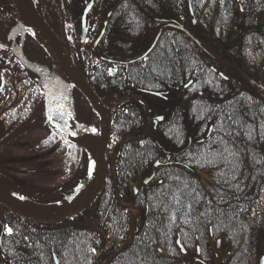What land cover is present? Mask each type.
Returning <instances> with one entry per match:
<instances>
[{
  "label": "trees",
  "instance_id": "16d2710c",
  "mask_svg": "<svg viewBox=\"0 0 264 264\" xmlns=\"http://www.w3.org/2000/svg\"><path fill=\"white\" fill-rule=\"evenodd\" d=\"M106 5L76 67L105 103L117 101L112 170L65 221L0 208V264H264V0ZM36 7L58 31V17L55 27L43 13L57 16L50 0ZM1 15L16 24L10 0ZM25 37L26 50L44 54Z\"/></svg>",
  "mask_w": 264,
  "mask_h": 264
},
{
  "label": "flooded vegetation",
  "instance_id": "af4514ba",
  "mask_svg": "<svg viewBox=\"0 0 264 264\" xmlns=\"http://www.w3.org/2000/svg\"><path fill=\"white\" fill-rule=\"evenodd\" d=\"M104 1H93L89 11L90 13L95 8L93 18L89 16V13L86 16V21L90 26L88 33L93 30L94 24H102V27L105 25L112 6H104ZM100 9L106 12L103 19ZM7 21L5 17L0 19V176L11 181L26 195L28 194L26 196L17 193L18 197L41 205L55 204L64 200L68 192L74 190L87 178V153L65 141L50 128L46 114L44 87L40 84V76L26 68L11 51L10 30L16 24L9 28ZM90 22H92L91 25ZM25 39L23 33L15 35L11 39L12 46L16 50L21 49L23 58L30 65L51 72L53 62L50 56L46 52L39 55L35 53L36 50H26L24 48ZM82 75L87 80L83 73ZM69 89L70 102L66 111L70 113L68 119L76 125L95 129V133H99V115L75 86L71 85ZM92 90L94 91L93 88ZM94 93L102 104L110 109L112 118L117 101L110 106L104 102L103 97L95 91ZM75 96L81 97L83 103L81 107ZM29 120L27 129L37 128L43 133L42 138L35 142V145L17 146L15 144L24 132L7 142H2L15 129ZM72 148L81 150L85 156Z\"/></svg>",
  "mask_w": 264,
  "mask_h": 264
},
{
  "label": "water",
  "instance_id": "95a60500",
  "mask_svg": "<svg viewBox=\"0 0 264 264\" xmlns=\"http://www.w3.org/2000/svg\"><path fill=\"white\" fill-rule=\"evenodd\" d=\"M10 1L17 18V25L11 30L9 36L10 49L26 68L41 77V85L44 87L47 119L50 100L54 96L59 99L61 94L63 99L65 97L68 98V87L70 84H73L87 98L100 117V133L98 136L93 135L89 130L78 129L66 117L60 119L55 112L52 113L53 119L51 121L48 119L52 130L65 141L82 148L87 153L89 163L92 165L91 175H89L87 183L76 191L69 193L66 200L56 204L41 205L21 199L17 196V193L26 194L15 187L8 179L0 176V207L2 209H6L33 223L53 224L76 216L88 208L99 195L106 180L108 167L111 170L113 162L111 161L110 164V158L105 156L111 132V112L109 108L102 104L71 60L66 48L64 19L59 1L52 0L59 17V35L55 34L40 16L35 7V0ZM90 7L91 3L86 7L83 14L80 43H83L86 37L84 16ZM23 31H27L34 36L51 56L53 69L50 73L30 65L22 57L20 50H15L12 46L11 39ZM260 84L264 90V61L260 68ZM63 99H60L61 104L64 101ZM52 106L54 107L55 105ZM28 124L29 121L19 126L2 142L13 139L24 131ZM29 196L34 197L33 195ZM262 260L264 261V257Z\"/></svg>",
  "mask_w": 264,
  "mask_h": 264
},
{
  "label": "rangeland",
  "instance_id": "374dc122",
  "mask_svg": "<svg viewBox=\"0 0 264 264\" xmlns=\"http://www.w3.org/2000/svg\"><path fill=\"white\" fill-rule=\"evenodd\" d=\"M5 1V0H2ZM65 0H60L61 5L63 6ZM92 0H75L72 6H64L63 9V15H64V20H65V25H66V30L68 32V34H70L71 36H67V45L68 48L70 50V53L72 55V59L74 61V63L76 64V66H78L79 64V59L76 56V52L78 51L79 48V37L81 34V19H82V15L84 13L85 7L91 2ZM107 0H105L103 2V5H106ZM101 10V9H100ZM95 8L89 13V16H91V18H93V15L95 13ZM102 12V10H101ZM44 15H47L49 17H51V22L53 23V25L55 27H57V16L54 12L53 9H51L49 11V9L47 10H43ZM103 16L102 19L105 18L106 12H102ZM5 17V15H1L0 19ZM92 24V22H90V25ZM85 26L87 28V34H88V29H89V24L88 22L85 23ZM100 28H102V24H99ZM57 33V30H56ZM93 35V34H91ZM153 35H155V32H153ZM88 36V35H87ZM97 35L92 37V41L95 42ZM69 38H75V41H73V43H71V41H69ZM118 41L123 45V46H127L128 45V39L125 37H119ZM73 46V47H72ZM83 59V58H82ZM83 64L85 65V68L87 66L86 61L83 59ZM88 67V66H87ZM75 99L78 103V105L81 107L83 105L82 103V99L80 96H75ZM70 102V101H69ZM69 102H68V98H67V103L66 106L64 108V111L66 112L68 110L69 107ZM41 131V130H40ZM37 128H32V129H27L26 131H24V134L22 136H20L17 140V142L15 143L17 146L19 145H24V146H31L32 144L35 145V142H38V140H40V138H42V132H40ZM220 255H222V252H218Z\"/></svg>",
  "mask_w": 264,
  "mask_h": 264
},
{
  "label": "snow or ice",
  "instance_id": "6c2138e0",
  "mask_svg": "<svg viewBox=\"0 0 264 264\" xmlns=\"http://www.w3.org/2000/svg\"><path fill=\"white\" fill-rule=\"evenodd\" d=\"M60 99H63L62 94L60 95L59 99L56 98L55 96L53 97L52 100H50L49 108H48V119L51 121L53 119L52 113L55 112V114L60 118L64 119L66 116L70 118V113H66L63 109V105L60 103ZM52 105H55L54 107ZM66 123V121H65ZM93 132H95V129H92ZM91 170H92V165L89 164V175H91ZM23 199V197H21ZM9 234H11V229H6Z\"/></svg>",
  "mask_w": 264,
  "mask_h": 264
},
{
  "label": "bare ground",
  "instance_id": "6f19581e",
  "mask_svg": "<svg viewBox=\"0 0 264 264\" xmlns=\"http://www.w3.org/2000/svg\"><path fill=\"white\" fill-rule=\"evenodd\" d=\"M66 99H67V98L65 97V98L63 99L64 101H63V100H61V101H63V103H62L63 107L65 106Z\"/></svg>",
  "mask_w": 264,
  "mask_h": 264
}]
</instances>
